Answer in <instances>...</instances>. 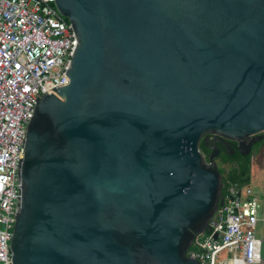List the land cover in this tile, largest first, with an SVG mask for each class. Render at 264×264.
<instances>
[{
	"label": "water",
	"instance_id": "water-1",
	"mask_svg": "<svg viewBox=\"0 0 264 264\" xmlns=\"http://www.w3.org/2000/svg\"><path fill=\"white\" fill-rule=\"evenodd\" d=\"M53 3L76 42L33 98L11 264H199L222 187L199 140L264 135V0Z\"/></svg>",
	"mask_w": 264,
	"mask_h": 264
},
{
	"label": "built area",
	"instance_id": "built-area-1",
	"mask_svg": "<svg viewBox=\"0 0 264 264\" xmlns=\"http://www.w3.org/2000/svg\"><path fill=\"white\" fill-rule=\"evenodd\" d=\"M69 24L53 0H0V264H11L18 166L33 98L66 82L76 42ZM259 206L249 180L228 181L209 232L195 235L186 254L199 264H264V236L255 231Z\"/></svg>",
	"mask_w": 264,
	"mask_h": 264
},
{
	"label": "rangeland",
	"instance_id": "rangeland-1",
	"mask_svg": "<svg viewBox=\"0 0 264 264\" xmlns=\"http://www.w3.org/2000/svg\"><path fill=\"white\" fill-rule=\"evenodd\" d=\"M251 174L249 184L252 193L256 195L260 206L257 208V215L262 218L256 227V235L264 236V149L262 151L254 152L251 155ZM221 172L222 169L220 168ZM263 246V244H262ZM251 264H263V262H253Z\"/></svg>",
	"mask_w": 264,
	"mask_h": 264
},
{
	"label": "flooded vegetation",
	"instance_id": "flooded-vegetation-1",
	"mask_svg": "<svg viewBox=\"0 0 264 264\" xmlns=\"http://www.w3.org/2000/svg\"><path fill=\"white\" fill-rule=\"evenodd\" d=\"M200 141L203 142L205 149H207L205 155L210 151L208 145L214 144L217 147L216 154L214 156V161L217 165L218 170L219 168L230 166L233 163V160L230 159L234 158L237 154L242 157L247 154L251 156L254 152L262 151L264 149V135L262 136V138L252 143L250 151L246 154H242L237 150L238 143L234 139L227 140L226 143L219 139H213L205 145L204 141L201 138L198 142V145ZM228 145L229 147H227ZM224 158H226V160H222Z\"/></svg>",
	"mask_w": 264,
	"mask_h": 264
},
{
	"label": "trees",
	"instance_id": "trees-1",
	"mask_svg": "<svg viewBox=\"0 0 264 264\" xmlns=\"http://www.w3.org/2000/svg\"><path fill=\"white\" fill-rule=\"evenodd\" d=\"M198 148L201 153L205 155L207 149H205L202 141H200ZM222 160H226V158ZM230 160H233V163L230 166L222 167V172L219 168L222 180L221 194L223 193L228 181H247L250 178L249 176L251 174L252 163L251 156L249 154L243 157L237 154L234 158H231Z\"/></svg>",
	"mask_w": 264,
	"mask_h": 264
}]
</instances>
